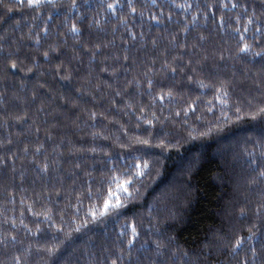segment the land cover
<instances>
[{
  "label": "trees",
  "instance_id": "trees-1",
  "mask_svg": "<svg viewBox=\"0 0 264 264\" xmlns=\"http://www.w3.org/2000/svg\"><path fill=\"white\" fill-rule=\"evenodd\" d=\"M109 2L112 0H76L73 9L72 0H55L56 6L40 11L28 9L26 5L11 11L0 6V48L3 49L0 51V141H5V147H0V156L15 153L17 157L15 171L11 161L8 167L0 166V238L6 234L17 236L15 245L0 244V261L11 264V257L18 249L22 252L31 245V254L25 258L27 264H55L57 260L59 264H96L100 245L106 242L112 247L125 220L109 219L106 237L101 236L104 225L90 222L87 228L83 227L85 212L90 208L85 198L89 185L98 187L117 156L126 154L121 145L135 136L146 135L143 119H150L155 113L160 121L155 128H163L170 133V139H175H172L173 146L163 152L138 146L137 156L144 153L159 156V175L153 172L145 178L140 198L129 206L127 218L142 214L143 228L147 230L151 208L152 230H158L164 237H173L179 249L190 254L199 251L214 234L249 235L251 230L254 235L251 241H246L245 248L248 243L256 246V264H260V254L264 253L261 247L264 211L256 215V209L264 202V182L250 183L252 169L246 152L255 151L259 159L258 146L264 144V113L257 110L258 100L253 101V107L243 101L249 98V92L258 97L254 81L264 78V60L252 55L241 59L238 41L244 35V42L253 45V52L261 51L264 30L254 37L255 25H249L244 33L247 16L243 15V8L232 9L230 5L220 8L221 0H156L155 5L152 0H132L135 13L127 7L128 0H120L124 7H118L115 16L99 6ZM232 2L247 4L249 14L255 10L257 17L264 21L260 17V0ZM4 3L11 6L15 0H4ZM180 4L192 7L174 6ZM152 15L160 22L153 21ZM48 16L52 19L48 20ZM221 16L223 29L218 28ZM237 16L241 18L240 25L235 23ZM120 19L126 20L127 29L119 23ZM97 20L99 26L94 22ZM45 23L47 37L42 31ZM73 24L81 29L80 33L70 31ZM235 27L241 28L239 34L234 31ZM37 32L41 36L39 46L35 44ZM201 35L205 37L202 41ZM81 44L85 48L104 45V55L90 65L89 54L81 49ZM50 46L57 48V52L50 53L51 64L42 56ZM9 53L13 59L18 55L24 61L15 72L5 67ZM124 55L129 57L127 63L122 59ZM26 56L33 57L36 66ZM101 59L110 66L108 73L100 74L95 68ZM60 61L66 67L70 62L80 77L91 72L93 88L99 85L96 99L88 91L83 96L73 93L74 103L65 102V94L72 91L78 79L75 73L71 84L54 77L52 69ZM165 63L168 68L162 67ZM172 66H179L174 76L170 71ZM28 67H33L32 73H27ZM190 68L196 71H189ZM185 74L194 79L189 82ZM149 78L171 87L175 98L166 97L162 106L159 100L153 104L146 83ZM221 83L228 88L227 104L222 103L224 97L217 99L216 90ZM116 92L120 95L116 96ZM159 93L160 89L155 88L154 95ZM192 101L197 110L189 111L185 117L184 110ZM236 106L241 108L239 120ZM40 107L43 111L37 113ZM140 107L145 108L143 114L138 111ZM93 111L97 113L95 120L89 118ZM176 112L181 113L179 117ZM25 114L26 120H17V116ZM138 116L142 117L140 121L136 120ZM6 138H11V145L6 144ZM37 144L42 145L41 151L33 155ZM26 145L29 146L27 154L23 152ZM45 163L47 172L40 170ZM185 179L188 187L182 183ZM78 200L83 202V207L77 215ZM95 203L93 200L92 205ZM241 208L247 210L243 217ZM45 215L50 221L45 220ZM13 220L14 232L10 227ZM25 225L32 233L26 231ZM78 227L79 233L74 231ZM53 246L58 249L54 255L44 251ZM163 251L164 259L168 260L170 253L167 249ZM92 253L96 255L90 256ZM136 255L134 251L133 258ZM210 259L212 264H236L231 256L221 255L219 251ZM176 264H183L179 254Z\"/></svg>",
  "mask_w": 264,
  "mask_h": 264
},
{
  "label": "snow or ice",
  "instance_id": "snow-or-ice-1",
  "mask_svg": "<svg viewBox=\"0 0 264 264\" xmlns=\"http://www.w3.org/2000/svg\"><path fill=\"white\" fill-rule=\"evenodd\" d=\"M153 5L156 4V0H152ZM28 9L33 11H40L42 8L47 6H56L55 0H15V4L9 6L8 4L4 3V0H0V6L5 7L7 10L11 11L14 7H23L25 6ZM230 7L232 9L236 8H243V15L247 16V22L243 26V32L247 33L249 25H255L254 27V37L256 33H262L264 30V21H261L255 10L251 14L248 12L247 4H238L236 2H232V0H228V3L223 2L219 4L220 8H227ZM101 8L106 9L110 12L113 16L116 15L117 8H123L124 5L120 4V0H112L107 4L101 3L99 5ZM175 7L179 8H191V4H180L174 5ZM261 12L260 17H264V0H260ZM71 7L73 9L76 8V0H72ZM127 7L131 9L132 13L136 12V8L132 3V0H128ZM211 7V6H209ZM141 17L143 13L140 14ZM163 15V12H161ZM52 16H48V20H51ZM67 19V17H65ZM151 19L156 23H159V19L156 15H152ZM171 19V16L168 17ZM196 17H193V21H195ZM207 19V16H205ZM97 26H99V21H94ZM120 24H124L125 28L127 29V22L126 20L120 19ZM235 23L240 25L241 18L240 16L236 17ZM224 17H220V21L218 24L219 29L224 28ZM42 31L44 36H48V26L47 23L44 24ZM70 31L73 34L80 33L81 29L77 28L75 24H73L70 28ZM234 31L236 33L241 32L240 27H235ZM132 36V39L135 40L136 37L133 33L129 31L128 33ZM141 35H143L141 33ZM204 36H199V40H204ZM245 36L240 35L238 41V48L239 53L243 54L241 59L252 55L253 58L260 57L264 60V48L261 51L253 52V45L249 43H245ZM155 43V41H153ZM257 43H260L257 41ZM35 44H41V36L39 32L35 33ZM81 49L88 52L89 54V62L90 65L92 62L96 61L98 57L103 56L102 48L105 47L104 45H95L92 48H85L83 44L80 45ZM0 51H3L0 48ZM57 52V48L49 47L48 50L42 52V56L45 61L49 64L52 63V57L50 53ZM76 57L73 56V59ZM28 59L34 66H36V61L33 57H25ZM116 59H121L117 57ZM123 61L125 63L128 62L129 57L127 55L123 56ZM221 60L224 59L223 55L220 57ZM191 59L189 60V64H191ZM18 64L23 65L24 61L20 59L17 55L15 59H13V55L9 53L6 57V70H11L15 72L18 70ZM97 69L98 73H108L110 66H107L104 63V60L101 59L100 63L94 65ZM163 68H168L167 63H165ZM179 66H172L170 71L173 76L177 72V68ZM33 67H28L26 69L27 73L33 72ZM183 71V68H180ZM151 71V69H149ZM189 71H196L194 68H190ZM53 76L58 77L60 80L68 81L70 84L73 81L74 73L78 79V83L73 85L72 91L68 94H65L64 99L66 103H74L73 100V93H78L79 96H83L86 92L91 91L93 92V99H96L95 91L99 89V85H96L93 88V80L92 74L89 72L86 76L80 77L79 71L74 70L70 66H65L64 61H60L57 63L52 69ZM112 72H115V69H112ZM148 73H145L147 77ZM185 78L191 82L194 78L191 75L185 74ZM147 87H148V95L153 96L152 103L155 104L156 100H159L161 106L163 105L165 98H169V100L174 99L173 91L171 87L164 84L163 82L154 83L153 79L149 78L146 80ZM255 88L258 92L257 96H252L251 92H249V98H246L243 103H246L249 107H253V101L258 100V104L256 105L258 112L264 113V78H261L258 81H254ZM43 84L40 85L43 88ZM201 88L204 87L203 82H200ZM159 88L160 93L159 95H154V89ZM168 89L165 91V89ZM217 99L220 96L224 97L222 103L227 104L228 100V88L224 83H221L220 88H218ZM116 96L120 95V92L115 93ZM33 101L37 99V95L34 92ZM239 100V98H237ZM43 102H41L42 104ZM128 107H131L129 105ZM195 102L192 101L188 103V108L184 110V116L187 117L189 111L192 113L196 112ZM236 113H237V120L241 119L238 115L241 111L239 106H236ZM43 111V107L37 109V113ZM140 113L145 112L144 107L138 108ZM180 112H176V116H180ZM7 118V113L5 114ZM97 117L96 112H90L89 118L95 120ZM18 121L26 120V114L24 116H17ZM253 118L255 116L253 115ZM142 117H136L137 121H140ZM227 117L225 116V121ZM159 118L156 116L155 113L152 114L150 119H143L144 127L143 132L146 134L144 137L135 136L132 140L127 142L126 144L121 145L122 148L125 149V155H118L116 162H114L113 167L107 170V175H105L99 182L98 187H93L91 184L89 185V190L86 194V199L90 202V208L88 211L85 212V219L82 222V226L87 228L89 223L93 225H104L105 227L101 231V236H107V227L106 222L109 219H115L117 222L120 219H124V224L119 226V231L115 235V239L112 241V247H108L106 242L105 244L100 245V255L97 257L96 264H176V257L177 254L181 256L183 259V264H212V260L210 259L215 255L217 251L220 252L221 255L231 256L234 260H236V264H256V259L258 255L257 248L254 244L248 243L247 248H245L246 241H251L254 233L249 231V235H243L242 233H233L231 236H227L225 233L214 234L210 239L206 240L203 247L194 253L189 252H182L179 249V246L174 243L173 237H164L158 230L153 231L151 228L152 224V210L149 209V214L147 218V223L149 224V229L145 230L143 228L145 217L140 213L131 214V219L129 220L127 217L130 215V205H134V203L140 198L141 189L144 187V181L146 177H151L153 172L156 175H159V156L155 154L150 155L149 153H144L141 156H137L135 153L139 150V147L143 148H156L160 149L163 152L165 149L172 147V139H170V133L165 131L163 128L157 130L155 128V124L159 123ZM187 123V120L184 121ZM137 127H140L139 123ZM39 127L36 128V132L39 133ZM127 135V133H125ZM201 136L205 135V133H201ZM191 137V133H189ZM51 138V137H49ZM195 139V137H191ZM179 143V141H176ZM6 144L11 145L12 140L11 138H6ZM139 146V147H138ZM0 147H5V141H0ZM256 146H254L255 148ZM259 151V159L256 157L255 151L253 152H246V155L249 157L248 164L249 167L252 169V178L250 183L256 184L259 182H264V144L258 146ZM42 145L37 144L35 146V151L33 155L38 154L41 151ZM7 151H11L7 149ZM23 152L27 154L29 152V146H25L23 148ZM17 157L15 153L11 155L0 156V166L8 167L9 161L12 162L11 166L13 171H15V161ZM122 161V163H121ZM227 163V161H225ZM79 167V165H76ZM41 171L47 172L48 171V164L45 163L43 168L40 169ZM223 179V177H221ZM185 187H188V180L185 179L182 181ZM95 200V205H92V201ZM83 207V202L78 200L76 214H79V211ZM30 210V209H29ZM246 208H241L240 215L243 217L246 215ZM261 211H264V202L260 204V206L256 209V215H260ZM23 215V213H21ZM34 215H39L38 213H34ZM63 219V217H62ZM45 220L50 221V217L45 215ZM23 223V221H21ZM54 227V225H52ZM11 230L14 232L16 229V222L13 220L11 222ZM28 233H32V229L28 228L27 225L24 226ZM6 232L8 230H5ZM58 231H62L59 229ZM75 232L79 233L81 229L78 227L74 230ZM36 232H40V225L37 223L36 225ZM154 237V238H153ZM17 242V236L15 234H6L2 238H0V244H3L7 247L8 244L15 245ZM39 243V241H37ZM139 243V247L137 244ZM261 247L264 248V244H261ZM164 249L168 250L170 253L169 259L165 260L164 256ZM175 249V251H173ZM32 248L31 245L24 249L22 252L21 250H17V254L12 255L11 257V264H27L26 257L31 254ZM37 251H40L38 248ZM44 251L48 252L49 255H54L56 251H58L55 246L51 248H46ZM136 252V257L133 258V252ZM103 253H108V255H103ZM7 255V253H6ZM95 253L90 254V256H95ZM261 260L260 264H264V253H261ZM127 256V261H125V257ZM0 264H4V261H0ZM55 264H59L57 260Z\"/></svg>",
  "mask_w": 264,
  "mask_h": 264
},
{
  "label": "rangeland",
  "instance_id": "rangeland-1",
  "mask_svg": "<svg viewBox=\"0 0 264 264\" xmlns=\"http://www.w3.org/2000/svg\"><path fill=\"white\" fill-rule=\"evenodd\" d=\"M187 166V165H186ZM186 166L184 168H186Z\"/></svg>",
  "mask_w": 264,
  "mask_h": 264
}]
</instances>
